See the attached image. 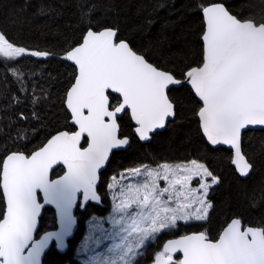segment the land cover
I'll list each match as a JSON object with an SVG mask.
<instances>
[{
  "label": "snow or ice",
  "instance_id": "6c2138e0",
  "mask_svg": "<svg viewBox=\"0 0 264 264\" xmlns=\"http://www.w3.org/2000/svg\"><path fill=\"white\" fill-rule=\"evenodd\" d=\"M201 61L183 71V79L150 62L120 39L113 27H88L69 46L63 59L73 66V82L65 93L70 127L57 131L30 153L11 151L0 158V264H41L55 242L65 246L76 224L73 209L101 201V172L113 150L127 146L120 119L134 122L139 140L150 141L177 115L170 90L190 86L197 99L195 116L211 151L228 146L241 176L252 165L242 153V135L264 127V16L242 18L223 0H202ZM48 57L14 45L0 32V57ZM86 145V146H85ZM62 166V175L55 170ZM106 184L112 193V231L90 222V234L113 242L86 264H136L146 245L181 223L206 222L209 192L220 180L206 164L163 163L126 169ZM193 180L198 186L193 187ZM161 181L164 186H161ZM78 196L82 202L78 204ZM54 206L59 230L36 238L45 206ZM152 264H264V226H245L240 218L226 222L217 238L205 229L177 235L154 253Z\"/></svg>",
  "mask_w": 264,
  "mask_h": 264
},
{
  "label": "trees",
  "instance_id": "16d2710c",
  "mask_svg": "<svg viewBox=\"0 0 264 264\" xmlns=\"http://www.w3.org/2000/svg\"><path fill=\"white\" fill-rule=\"evenodd\" d=\"M242 18L264 16V0H223ZM202 0H0V32L14 45L29 51L53 53L48 57L24 55L10 62L0 57V158L9 151L30 153L58 130L70 127L64 96L73 82V66L63 59L65 50L76 44L88 27H113L138 53L177 78L189 66L201 61L203 29ZM177 115L167 127L142 142L134 134L128 116L120 119L121 134L130 137L124 150L114 151L101 172L98 193L101 204L77 207L78 229L64 253L54 246L43 264H81L73 256L74 244L91 214L108 211L106 184L109 175L142 164L185 162L206 164L219 177L208 199L212 203L209 220L181 223L146 245L136 264H147L161 249L165 239L191 231L207 230L215 239L232 218L244 225L264 226V129H248L242 135V151L251 171L240 177L231 165V150H209L201 134L195 110L198 101L185 84L169 93ZM62 168L55 170L59 175ZM55 227L54 212L43 210L39 235Z\"/></svg>",
  "mask_w": 264,
  "mask_h": 264
},
{
  "label": "rangeland",
  "instance_id": "374dc122",
  "mask_svg": "<svg viewBox=\"0 0 264 264\" xmlns=\"http://www.w3.org/2000/svg\"><path fill=\"white\" fill-rule=\"evenodd\" d=\"M2 58L4 59L5 62H10L12 60H15V59H8V58H4V57H2ZM187 162H189V161L175 162V163H169V164H178V163H187ZM161 164H163V163H161ZM145 165L150 167V168H156L160 164H156V165L142 164V165L134 166V167H141V166H145ZM134 167H130V168H134ZM127 169H129V168H127ZM125 170H121L117 174L109 175L107 183L111 182L110 178L112 176H118L119 173L124 172ZM160 183H161V186L163 187L164 186V182L161 181ZM192 186L193 187L198 186L197 180H193ZM106 195H107V198H108V201H109L108 211L106 213L102 214V215L91 214V216H89L84 222V230L82 232V235L80 236L78 241L74 244L73 256L81 264H86V261H88L89 257L92 256V255H96V254H100V253L106 252V248L108 246H110L111 243L113 242L110 239H103L101 244L99 246H97L95 241L97 239H101L102 234L100 232H92L91 233L92 239L87 241L88 251H84L83 247H82L85 244L86 238L90 234V222H94V218H95V220H98V221H100L103 224V228L106 230V232L112 231V225H111L110 221L108 220V217L110 215H112V203H113L112 202V198H111L112 197V193H111L110 190L107 189V187H106Z\"/></svg>",
  "mask_w": 264,
  "mask_h": 264
},
{
  "label": "water",
  "instance_id": "95a60500",
  "mask_svg": "<svg viewBox=\"0 0 264 264\" xmlns=\"http://www.w3.org/2000/svg\"><path fill=\"white\" fill-rule=\"evenodd\" d=\"M201 15H202V12H201ZM105 28V27H104ZM101 29H103V28H101ZM116 29V28H115ZM99 30V29H98ZM201 39V38H200ZM123 40H125V39H123ZM127 41V40H126ZM128 42V41H127ZM202 42V41H201ZM130 44V43H129ZM70 63V62H69ZM71 64V63H70ZM72 65V64H71ZM181 79V78H180ZM71 85V84H70ZM186 85V84H185ZM186 86H188V85H186ZM70 87V86H69ZM68 87V88H69ZM175 87H179V86H175ZM189 88H190V86H188ZM67 88V89H68ZM66 93V92H65ZM64 99H65V96H64ZM197 100V99H196ZM63 103H64V101H63ZM64 107H65V103H64ZM198 119V118H197ZM173 120V119H172ZM132 122V121H131ZM69 123H70V121H69ZM132 125H133V131H134V122H132ZM165 129V128H164ZM250 129H264V127H261V126H255V127H252V128H250ZM61 130H64V129H61ZM163 129H161V130H158V132L159 131H162ZM58 131H60V130H58ZM57 132V131H56ZM55 132V133H56ZM55 133H53V134H55ZM52 134V135H53ZM121 134V133H120ZM134 134H135V132H134ZM202 134V133H201ZM51 136V135H50ZM50 136L48 137V138H50ZM121 136H123V137H128V139H129V141H130V137L129 136H127V135H122L121 134ZM135 136H136V134H135ZM137 137V136H136ZM47 138V139H48ZM138 138V137H137ZM46 139V140H47ZM46 140L44 141V143L46 142ZM141 141V140H140ZM142 142H147V141H142ZM129 145V144H128ZM128 145L127 146H124V147H122V148H120V149H115V150H113V152L114 151H119V150H124V149H126L127 147H128ZM86 146V145H85ZM221 147H225V148H227V149H229L228 148V146H221ZM37 149V148H36ZM35 150V149H34ZM33 150V151H34ZM12 151H18V150H12ZM9 152H11V151H9ZM23 152V151H22ZM32 152V151H31ZM231 153H232V156H233V151L231 150ZM242 153H243V151H242ZM112 155V154H111ZM111 155H110V158H111ZM244 155V154H243ZM232 156H231V159H232ZM245 156V155H244ZM246 158V157H245ZM246 160H247V158H246ZM248 161V160H247ZM109 162V161H108ZM249 162V161H248ZM250 163V162H249ZM108 164V163H107ZM251 164V163H250ZM231 165L234 167V169H235V171H236V173L240 176V177H246V176H241L240 174H239V172L236 170V166L235 165H233L232 164V162H231ZM107 166V165H106ZM58 168V167H57ZM60 168H62V172L59 174V175H62L63 174V171H64V169H63V167L62 166H60ZM106 168V167H105ZM104 168V169H105ZM103 169V170H104ZM102 170V171H103ZM251 171V170H250ZM250 173V172H249ZM59 175H56V176H59ZM56 176H53V178H55ZM99 194V193H98ZM82 196H78V204L79 203H81L82 202ZM88 203H94V204H98V205H100L101 204V201L100 202H96V201H90V202H88ZM46 207H50L52 210H53V212H54V217H55V227L54 228H52V229H47V230H44V231H42L39 235H37L36 234V238H39L40 236H42L45 232H47V231H58L59 230V223H58V217L56 216V213H55V208H54V206H45V208ZM81 209H83L84 207H80ZM43 210L44 209H42V213H43ZM76 210H77V207L76 208H74L73 209V215L76 217V224L74 225V227H73V231H72V234L69 236V237H66V239H65V246L63 247V248H57L56 247V245H55V242L53 241V242H50V244H49V247L45 250V252L42 254V257H41V264H43V259H44V256H45V254H46V252L51 248V246H54L55 247V249H56V251L57 252H59V253H64L66 250H67V248H68V244H69V240L75 235V233H76V231H77V229H78V220H77V216H76ZM42 213H41V216H42ZM235 218H237V217H235ZM233 219V218H232ZM39 221H40V218H39ZM226 226V225H225ZM246 226H250V225H246ZM254 227H257V226H254ZM38 231H39V225H38ZM38 231H37V233H38ZM193 232H199V231H191V232H187V233H185V234H190V233H193ZM181 235H184V234H181ZM176 236L177 235H175V236H172V237H169V238H167V239H165V241L164 242H166L167 240H169V239H173V238H176ZM163 242V243H164ZM163 243H162V245H163ZM147 264H152V260L150 261V262H148Z\"/></svg>",
  "mask_w": 264,
  "mask_h": 264
},
{
  "label": "flooded vegetation",
  "instance_id": "af4514ba",
  "mask_svg": "<svg viewBox=\"0 0 264 264\" xmlns=\"http://www.w3.org/2000/svg\"><path fill=\"white\" fill-rule=\"evenodd\" d=\"M130 119V118H129ZM131 121V120H130ZM132 123V122H131Z\"/></svg>",
  "mask_w": 264,
  "mask_h": 264
}]
</instances>
